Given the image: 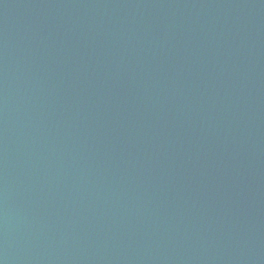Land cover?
I'll return each instance as SVG.
<instances>
[{"label":"water","instance_id":"water-1","mask_svg":"<svg viewBox=\"0 0 264 264\" xmlns=\"http://www.w3.org/2000/svg\"><path fill=\"white\" fill-rule=\"evenodd\" d=\"M0 264H264V0H0Z\"/></svg>","mask_w":264,"mask_h":264}]
</instances>
